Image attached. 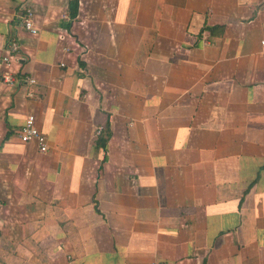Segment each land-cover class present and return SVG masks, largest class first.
<instances>
[{"label":"crops","instance_id":"0c3cea01","mask_svg":"<svg viewBox=\"0 0 264 264\" xmlns=\"http://www.w3.org/2000/svg\"><path fill=\"white\" fill-rule=\"evenodd\" d=\"M12 39L0 264H264V0H0Z\"/></svg>","mask_w":264,"mask_h":264},{"label":"built area","instance_id":"2783aa9c","mask_svg":"<svg viewBox=\"0 0 264 264\" xmlns=\"http://www.w3.org/2000/svg\"><path fill=\"white\" fill-rule=\"evenodd\" d=\"M21 27L30 34L36 35L39 31L35 25L34 16L31 9L26 8L21 17ZM67 50V48H66ZM20 53V44L16 39L10 40L0 55V62L3 65L1 73V82L4 86L14 88L16 85L25 81L28 84H34L35 80L30 77H19L17 72L12 69L13 62H16ZM63 66V64H60ZM101 128H97V134H100ZM18 138L21 142H35L40 152H47L48 144L46 136L38 129L36 118L33 114H28L19 129Z\"/></svg>","mask_w":264,"mask_h":264}]
</instances>
